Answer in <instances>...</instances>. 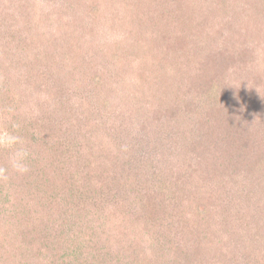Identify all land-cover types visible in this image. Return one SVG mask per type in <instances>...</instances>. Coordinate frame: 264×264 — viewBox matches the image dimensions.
<instances>
[{"label": "rangeland", "instance_id": "rangeland-1", "mask_svg": "<svg viewBox=\"0 0 264 264\" xmlns=\"http://www.w3.org/2000/svg\"><path fill=\"white\" fill-rule=\"evenodd\" d=\"M60 2L62 7L73 8L65 11ZM60 2L0 0V36L4 39L3 43L5 42L3 51L15 54L11 50V42L15 40L14 34H17L16 38L26 34L25 44H19L27 50H42L43 45V48L50 52L56 49L59 32H62L64 40H68L72 36L71 33H77L78 43L83 48L88 46L84 38L89 36L87 41L93 50L103 51L105 59H111L113 64L105 65V68L101 66L104 69L100 65L95 66L89 71L88 79H91L92 84L89 87H93L94 95L82 90L78 73L72 72L68 75L72 79L67 82L79 84L76 87L80 92L77 97L82 98L86 106L84 112L94 110L90 97L97 99L101 96V99L110 101L108 113L111 108L119 113L116 109L119 106L138 107L136 105L150 102V106L153 105L159 110L162 117H169L173 113L174 117L171 119L176 121L180 120L178 115L183 114L184 118L194 124L193 118L204 116L213 127L215 122H218L220 112L216 109L205 112L204 107L211 103L213 106L222 105L225 89L229 86L232 89L235 82L243 87V99L247 107L238 133L246 142L249 141L246 148L251 149V153L232 147L225 155V143L230 141L225 138L221 141L216 139L217 143L209 142L204 153H200L204 145L196 149L190 143L188 150L183 147L184 144L182 147L180 145L183 150L180 155L169 153L167 157H163L167 147L160 150V147L156 146V156L158 161L164 162L163 165L167 169L173 164H178L173 175L185 173L187 176L192 166L199 168L200 172L195 170L191 176L192 190L189 192L193 193H190L189 199L195 203L196 196L204 198V210L199 209L195 215L198 220V212L201 211L206 214L205 218H209L208 223L201 226L204 229V238L200 253L205 262L264 264V0ZM70 18L72 20L69 23ZM100 34L106 36L105 43L100 42ZM3 51H0V62L7 61ZM102 61L100 60L99 64ZM30 62L36 64L33 58ZM98 70L104 71L102 77H99V74L96 76ZM115 73L119 76L116 77ZM9 74L11 85L5 88L6 84L0 83L3 86L0 87L2 145L6 134L3 132L4 121L7 119L5 112H12L11 102L17 101V107L13 109L19 113L27 111L28 105H35V97H31L32 100L29 101L27 93L17 95L20 93L19 88L22 89L26 75H13L12 72ZM18 76L21 77L17 80ZM68 76L64 78L68 79ZM103 76H112V79H104ZM3 79L5 81V76ZM114 82L117 84L113 85ZM89 87L85 86V90ZM6 103L10 104L5 106ZM10 115L11 119L8 121L11 122L13 114ZM66 118L65 120L69 121L73 119V122L77 119L73 115ZM58 119V122L63 120L60 117ZM34 120L36 123L32 122V125L36 130L51 132L59 129L55 128L56 124L52 121H43L37 117ZM203 123L195 125L197 130ZM221 130H224L223 127L214 137L227 135L225 131L219 134ZM151 142L150 148L154 150L155 144ZM209 146L219 147L216 150L221 157L208 155ZM198 154H201V158L205 154L203 161L199 162ZM243 156L245 158H242ZM37 161L39 160H26L24 164L27 171L22 172L17 168L15 172L4 170L3 174L7 178L2 184L0 182L4 187L0 188V264H45V250L39 252L36 247L33 248L34 245L24 243L23 237L17 233V229H21L16 225V216H27L25 219H28L29 214L39 212L38 207L40 208L43 202L41 198L49 190L45 186L47 191H39L41 195L36 192L40 178H43L48 169V165ZM40 162L42 163L41 159ZM13 181H23L25 185H21L24 190L14 193L12 187H9ZM20 197L23 200L20 201ZM187 210L193 211L190 206ZM24 234L25 240H28L27 232ZM6 237L10 240H6ZM3 243H7L4 244L5 248Z\"/></svg>", "mask_w": 264, "mask_h": 264}, {"label": "trees", "instance_id": "trees-1", "mask_svg": "<svg viewBox=\"0 0 264 264\" xmlns=\"http://www.w3.org/2000/svg\"><path fill=\"white\" fill-rule=\"evenodd\" d=\"M60 4L62 7V2ZM71 7L62 8L69 11ZM71 34L68 40H64L62 32H59L53 52L44 49L43 45L42 50H27L19 44H25L26 34L18 38L14 34L11 50L15 54L3 51L5 42L0 36V51L7 60L0 62V83H5V88L9 87L12 81L9 72L13 75L24 73L25 81L17 95L27 93L29 101L35 97L37 105H28L27 111L19 113L13 109L17 107L16 100L5 104L11 105L13 115L10 122L11 113L9 110L5 112V142L0 144V182L2 184L7 178L4 170L15 172L12 160L14 157L19 159L20 153H27L23 163L36 159L40 164L48 165L47 173L40 178L36 189L41 195L39 191H47L45 186L49 188L41 198L40 213L29 214L28 219H25L27 216H16L15 224L21 229H17V233L23 237L24 243L34 245L37 251L45 250V264H207L200 248L204 238L201 226L208 223L209 218H205L206 214L201 211L198 212V220L195 215L205 207L204 198L196 196L195 203L189 199L190 193H193L189 192L192 190L191 176L195 170L200 172L199 168L192 166L187 176L185 173L173 175L178 164L167 169L163 161H158L156 146L160 150L167 147L163 157L169 153L180 155L182 144L188 150L190 143L196 149L204 145L200 152L204 153L209 142L217 143V140L229 138L230 141H226L228 144L225 143V155L232 147L249 153L251 149L246 148L249 141L246 142L238 133L247 107L243 87L235 82L232 89L231 86L225 89L222 105L213 106L211 103L204 107L205 112L214 109L220 112L213 127L204 116L193 118L194 124L183 114L178 115L180 120L176 121L171 119L173 113L162 117L159 110L143 100L144 105L141 103L136 105L138 107L129 108L116 106L119 113L113 108L108 113L110 101L101 99V96L97 99L90 97L95 111L88 110L87 113L84 112L86 106L82 98L77 97L80 94L76 88L79 84L67 82L72 79L68 75L78 73L82 90L94 95L93 87H89L92 85L91 79H88L89 71L99 65L105 68L113 61L105 59L103 51L93 50L87 41L89 36H85L84 42L88 46L83 48L78 43L77 33ZM105 37L100 34V42L105 43ZM26 43L29 44L28 41ZM32 58L36 64L30 62ZM100 60L103 61L99 64ZM103 72L98 70L96 76L99 74L102 77ZM111 77L103 76L104 79ZM85 86L89 89L85 90ZM69 115L77 119L74 122L73 119L65 120ZM34 116L54 122L55 128L59 129L51 132L36 130L32 125V122L36 123ZM59 117L63 119L60 122ZM202 123L203 126L197 130L195 125ZM222 127L224 130L219 134L225 131L227 135L214 137ZM151 141L155 144L154 150L150 148ZM216 149L219 147L209 146L208 155L221 157ZM204 155L202 158L201 154L197 155L199 162L203 161ZM21 183L23 181H13L9 187L14 193L21 192L24 190ZM1 184L0 188L4 189ZM23 198L20 197V201ZM188 206L192 212H188ZM192 218L194 221L191 222ZM26 232L28 240L24 238ZM8 237L5 239L10 240ZM4 244L7 243H3V248Z\"/></svg>", "mask_w": 264, "mask_h": 264}, {"label": "clouds", "instance_id": "clouds-1", "mask_svg": "<svg viewBox=\"0 0 264 264\" xmlns=\"http://www.w3.org/2000/svg\"><path fill=\"white\" fill-rule=\"evenodd\" d=\"M11 140H15V138H9ZM27 155V153H20L19 154V159L13 158L12 164L13 167H16L19 171H27V166L23 163L24 157Z\"/></svg>", "mask_w": 264, "mask_h": 264}]
</instances>
